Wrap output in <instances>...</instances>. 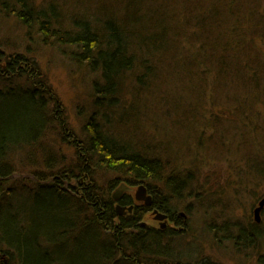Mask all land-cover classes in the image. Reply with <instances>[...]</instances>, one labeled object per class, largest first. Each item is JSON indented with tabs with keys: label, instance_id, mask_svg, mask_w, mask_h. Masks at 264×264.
<instances>
[{
	"label": "trees",
	"instance_id": "obj_1",
	"mask_svg": "<svg viewBox=\"0 0 264 264\" xmlns=\"http://www.w3.org/2000/svg\"><path fill=\"white\" fill-rule=\"evenodd\" d=\"M128 1L100 29L76 21L66 31L52 20L54 8L0 0L2 12L35 25L42 38L74 47L78 61L96 76L94 109L83 136L70 144L76 152L70 164L61 146L47 140L68 124L41 67L27 53L6 51L0 41V264H182L184 254L172 243L176 229L138 222L156 207L183 225L173 202L192 190L194 170L181 168L188 154L180 145L198 158L205 147L221 154L232 147L246 164L249 154L264 150V129L252 114L255 104H264V52L253 39L264 36V11L257 13L246 0ZM126 77L131 91L123 89ZM129 127L131 136L124 133ZM23 159L36 182L11 187V165ZM101 172L114 175L105 188ZM83 176V184L73 186ZM121 182L144 184L156 197L132 221H115L109 190ZM20 193L23 202L16 199ZM37 198L41 217L35 218ZM248 228L245 240L264 237L263 229Z\"/></svg>",
	"mask_w": 264,
	"mask_h": 264
},
{
	"label": "rangeland",
	"instance_id": "obj_2",
	"mask_svg": "<svg viewBox=\"0 0 264 264\" xmlns=\"http://www.w3.org/2000/svg\"><path fill=\"white\" fill-rule=\"evenodd\" d=\"M173 1L180 3V0ZM121 2L122 0H33V6L39 11L54 8L55 19L52 20H59L57 27L60 30L69 31L67 29L73 30V24L76 21L77 23L84 22L91 28L100 29L103 22H110L117 18L116 15L121 12L119 7ZM128 2L131 4V0ZM245 2L254 5L257 13L264 11V0H246ZM196 3L194 2L193 5ZM0 6L2 7L1 4ZM1 7L0 41L5 46L3 48L9 52L27 53L28 57H32L36 64L41 67L52 92L58 97L60 114H63L68 124L67 132L56 131L52 135L49 133L47 140L53 141L54 148L61 146L71 164L74 162L76 152L70 144L75 138L83 136V125L94 109L95 97L92 92L96 76L86 63L78 61L77 52L72 50L74 47L66 46L63 43L60 46L58 40L42 38V34L39 33L38 29L36 30L35 25H31V27L23 25L14 16L2 12ZM250 39L252 40V38ZM253 39L257 49L264 52V36L262 40ZM245 42H248L247 39ZM27 78L32 80L33 76L31 78L27 76ZM4 83L5 81L0 76V88L5 86ZM130 86L131 79L124 78L123 89L131 91ZM126 107L129 106L126 105ZM228 107L230 108L228 114L233 115V103L230 102ZM119 111H123V109ZM252 114L259 116L253 118V122L260 125L262 131L264 129V104H255ZM115 115L110 117L108 121L112 129L116 125L113 119ZM243 116L244 113L239 114V123H243ZM124 129V133L129 134L131 127ZM141 132L142 129H140L138 136ZM261 136L258 135L257 138L261 139ZM64 138L70 142L65 139L62 143L60 139ZM180 146H185L182 150L189 156H186V161L181 168L194 170L192 190L188 193L185 190L186 192L181 193L180 199L178 198L173 202V211L177 214V218L183 221L181 223L183 225L176 226L170 221L167 213L156 207H153L154 210H145L139 215L138 222L140 225L159 229L166 227L176 229L179 233L172 243L175 251L184 254L182 255L184 261L182 264H204L206 262H210V264H264V237L258 236L255 241H252L245 240L246 237L244 236L245 231L249 229L248 227L257 230L261 227L264 232V214H262L264 207L262 208L263 211L261 210L258 214L259 221L255 220L254 214L256 205L264 196V176L261 175V172L264 171V150L258 151V156L256 153L249 154L250 158L248 159L250 161L246 164L245 161L241 162L243 157H240V152L235 155L232 147H229L227 155L205 147V151H202V155H198V158L194 151L187 149L188 146L182 144ZM191 148L194 149L193 146ZM246 153L247 151L244 150L243 154L247 155ZM26 162L23 159L18 163L16 162V165H11V170H13L9 177L11 187H19L22 183H27L30 187L36 182L38 175L28 168H24ZM248 168L251 169L252 173L248 172ZM83 177L77 180L76 178L73 179L71 181L73 186H80L78 183L83 184L82 181L85 179ZM113 177L114 175L111 173L101 172V175H98V181L105 188L108 180ZM139 185H133L131 191L124 190L121 192V194L127 193L131 197L132 208L134 205L136 209L129 211L131 206L124 208L125 212L117 216L119 218L116 220L120 221L121 218H124L127 221H132L134 215L137 216L140 213L142 206L151 208L153 199L156 197L151 196V205L149 206L145 205L144 200L136 199V191ZM118 189H120L119 186H112L109 194L113 197ZM148 194L151 195L147 192ZM199 196L200 198H198ZM118 198H112L115 216L118 214L115 210L118 206L115 203ZM16 199L18 202L25 200L21 193L17 195ZM182 199L184 200L182 201ZM40 207L41 200L37 198L31 207V212L35 218L39 216ZM155 210L157 211L155 212ZM158 213L166 214L167 218L159 219ZM45 218L51 217L46 215ZM261 220L262 223H260ZM161 222L165 223L164 227L161 226ZM133 233H135L134 230L131 231V234Z\"/></svg>",
	"mask_w": 264,
	"mask_h": 264
},
{
	"label": "water",
	"instance_id": "obj_3",
	"mask_svg": "<svg viewBox=\"0 0 264 264\" xmlns=\"http://www.w3.org/2000/svg\"><path fill=\"white\" fill-rule=\"evenodd\" d=\"M127 189H130V187H128L127 185L121 186L120 189H118L117 192L115 194H113V198L114 199H117L120 196L121 192L124 191V190H127ZM147 192H148L147 191V187L145 185H143V184H140L138 186L137 191H136V199H138V200H144L145 205H148L149 206V205H151V195H149V194L147 195ZM263 206H264V198L259 201L258 205L254 209V214H255V220L256 221H259L258 214L262 210ZM122 209H124V207L118 205L116 207V213L121 214ZM129 209L131 210L132 209V206L129 207ZM156 211L157 210H155V212ZM158 217H159V219H162L163 220V219H166L167 218V215L166 214H159L158 213ZM161 223H162L161 226L164 227L165 226V223H163V222H161Z\"/></svg>",
	"mask_w": 264,
	"mask_h": 264
},
{
	"label": "flooded vegetation",
	"instance_id": "obj_4",
	"mask_svg": "<svg viewBox=\"0 0 264 264\" xmlns=\"http://www.w3.org/2000/svg\"><path fill=\"white\" fill-rule=\"evenodd\" d=\"M128 187H130V189H127V191L128 190H132V186L131 185H128ZM264 198V196L261 198V199H263ZM122 199H124V201H125V204H121L120 203V200H122ZM127 199V200H126ZM128 199H130V201H131V203L129 202V200ZM260 199V200H261ZM259 200V201H260ZM116 204H118V205H120V206H122V207H124L125 209L127 208V207H129V206H132V203H133V201H132V199H131V197L126 193V194H120V198H118V200H116V202H115ZM257 206V205H256ZM151 207V206H150ZM264 207V206H263ZM134 208V209H133ZM133 208L130 210V209H128L129 211H134L135 209H136V207L133 205ZM152 208V207H151ZM125 209H122V212H121V215L125 212L124 210ZM155 208H152V210H154ZM264 209V208H263ZM263 209H262V211H263ZM116 210V209H115ZM262 214H264V211L262 212ZM260 223H262V220H261V222ZM259 223V225L261 226V224ZM142 225V224H141ZM143 227H144V225H142ZM259 226V227H260ZM260 232H262V228L260 227Z\"/></svg>",
	"mask_w": 264,
	"mask_h": 264
},
{
	"label": "bare ground",
	"instance_id": "obj_5",
	"mask_svg": "<svg viewBox=\"0 0 264 264\" xmlns=\"http://www.w3.org/2000/svg\"><path fill=\"white\" fill-rule=\"evenodd\" d=\"M63 132H67V131H63ZM119 184V185H118ZM119 186V187H121V186H123V185H127L128 186V184L126 183V182H121V183H116V184H113L112 186ZM112 186H111V188H112ZM111 197H112V195H111ZM119 215H121V214H117L116 216H115V221H119V220H116V219H118L119 217H117V216H119ZM121 217V216H120ZM122 219V218H121ZM120 219V220H121ZM124 219V218H123ZM115 223V222H114Z\"/></svg>",
	"mask_w": 264,
	"mask_h": 264
}]
</instances>
